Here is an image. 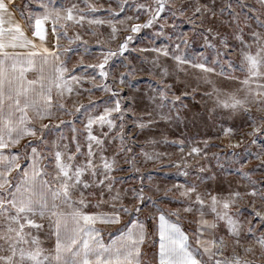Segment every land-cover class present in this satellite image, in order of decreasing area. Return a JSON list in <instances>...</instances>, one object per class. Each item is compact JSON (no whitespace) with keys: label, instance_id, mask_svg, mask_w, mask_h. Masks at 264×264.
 Instances as JSON below:
<instances>
[{"label":"snow or ice","instance_id":"obj_1","mask_svg":"<svg viewBox=\"0 0 264 264\" xmlns=\"http://www.w3.org/2000/svg\"><path fill=\"white\" fill-rule=\"evenodd\" d=\"M35 3L37 12L25 2L0 0V264H264V180H254L243 160L235 162L247 181L243 191L241 186L209 188L208 182L217 177L204 180L198 175L196 181L174 185L165 189L163 198L153 199L145 195L143 174L139 188H125L117 176L126 171L122 163L140 172L125 135L126 120L141 131L155 123L135 118L138 93L131 92L130 77L137 71L160 77L149 102L168 109L161 119L179 124L188 118L182 110L188 108L183 103L188 92L176 94L180 81H167L173 78L170 67L177 72L190 67L213 85L209 96L215 99L211 109H205L213 124L217 117L243 116L251 129L245 134L250 138L247 142L254 145L257 137H264V0H183L180 4L107 0V6L92 0ZM176 18L199 32L206 50L215 51L212 66L207 57L190 60L184 54L185 35L167 47L141 49L156 53L151 69L124 63L134 34L155 24L163 29ZM85 23L87 35L97 36L92 26L105 24L111 32L104 42L97 38L101 51L94 57L96 63L85 64L86 57L81 56L69 67L72 44L89 53L88 41L79 32L69 34L77 26L83 29ZM121 31L126 35L118 48L106 47L119 39ZM61 40H67L68 46H62ZM116 57L122 58L121 66L127 71L113 74L109 84L110 61ZM160 57L175 63L166 67ZM222 62L233 71L225 72ZM215 65H221L220 72ZM213 74L235 83L217 86L209 79ZM117 83L131 95L117 90ZM96 92L107 99H91ZM201 119L197 113L191 116L194 123ZM220 131L223 138L234 135L231 127ZM173 143H178L181 153L187 146V157L200 159L209 147L208 141L202 142L203 148ZM245 143L241 139L229 147L237 149ZM143 155L151 161L160 157ZM250 155L264 172V146ZM170 166L189 176L191 166L185 156ZM206 172L198 167V173ZM173 191L179 193L177 207H161ZM242 201L250 205L244 220L238 207ZM100 225L114 229L107 239Z\"/></svg>","mask_w":264,"mask_h":264},{"label":"rangeland","instance_id":"obj_2","mask_svg":"<svg viewBox=\"0 0 264 264\" xmlns=\"http://www.w3.org/2000/svg\"><path fill=\"white\" fill-rule=\"evenodd\" d=\"M22 2L28 3L33 12L39 11L36 6L35 0H16L17 4ZM57 4L67 3L68 0H56ZM75 2V0H72ZM92 2L99 5L107 6V0H92ZM177 4L183 2V0H175ZM170 13H166L165 17L168 18ZM101 18H105L103 15ZM147 17L141 19L143 23ZM163 23V21H161ZM173 24L175 27H173ZM89 28V25L85 23L84 28L81 29L77 26L74 30L70 29L69 34L73 35L74 32H79L83 36L84 40L88 41L89 53H84V48L77 44H72V51L68 53L71 63L69 67L80 61L81 56H85L84 63H96L94 57L100 54L101 49L97 47V38L104 42L107 40L111 28L105 24L103 26H92V30L97 33V36L87 35L85 30ZM162 31V35L157 33ZM130 34V33H127ZM124 33H119V39L111 44H106V47L116 50L119 43L123 40ZM181 35H185L188 39V45L185 47L182 45L184 54L190 60H197L203 57H207V63L212 66V61L215 59V51L213 49H205L204 42L199 32H193L192 25L187 23L183 18H176L170 20L167 26L161 29L160 24H155L152 28L142 29L140 33L134 34L133 40L129 43V58L125 60V64H130L132 67H138L143 64L145 68L151 69V61L156 59V53L147 51L141 52V49L162 48L173 44L177 38ZM62 46H68L67 40H61ZM237 64L235 55L231 57ZM120 57L113 58L110 61V76L108 83L113 84V74L118 76L120 72L127 71V68L121 66ZM160 60L164 65L173 66L174 61L160 57ZM223 63V70L225 72L233 71L229 68L226 62ZM217 73L221 71V65H215ZM170 71L173 73V78L168 80V83H175L177 80L180 83L177 88L174 89L176 94L180 91L188 92V95L184 97L183 103L188 105L187 109H182L188 113V118L184 122L176 124L170 123L166 119H161V114L167 112V108L158 109L149 102V93L152 89L156 88L160 77L158 75H150L147 71H137L135 75L130 77L131 80V92L138 93L137 105L135 110V118L142 119L145 123L149 119L155 121L150 129L141 131L135 127L132 120H126L125 135L128 140L129 146L133 148V153L136 157V167L140 169L137 173L134 170L129 169L127 164L122 163V167L126 169L124 172L117 173V176L123 180L125 188H139L141 174L144 175V189L145 195L151 196L153 199L163 198L165 195V189L173 188L174 185H182L185 183H192L196 181L198 175H202L204 180L208 179V176L214 175L217 177L215 182H208L209 188H223L227 190L229 187L236 189L240 187V191H243L242 187L247 183L237 169L240 168L239 163L236 161L243 160L245 162V171L254 180H264V172L256 168L259 163L254 156H251V152H257L262 146H264V137H257L256 143L253 145L248 143V139L245 134L251 129L246 123V119L243 116L237 115L234 119L217 117V122L213 124V121L209 119L205 109H211L215 97H210L213 85L205 83L203 73L199 70L187 68V71H179L174 67H170ZM238 74V73H237ZM217 86H221L222 83L234 84L235 82L225 81L223 77L219 75H209ZM117 90L122 91L125 96L131 95L127 87H122L118 83L114 85ZM155 95V93H152ZM142 98V99H141ZM88 97H85L83 102H87ZM93 100H106L107 96L101 92H96L91 96ZM170 106V105H169ZM155 109V110H154ZM151 113V115H149ZM193 113L199 114L202 119L197 120L195 123L191 120ZM65 120H71L73 117L64 116ZM83 119V117H81ZM55 123V121L53 122ZM80 126L79 120H77V127ZM221 127H231L234 130V135L231 139L223 138V134L220 131ZM67 132V130H65ZM241 139H245L246 143L241 148L232 149L230 144H235ZM184 141L185 145L204 147L203 141L209 142V147L206 149V157L204 159L187 157L188 147L184 149V153L180 152L178 143L173 142ZM247 147L249 152H245L244 148ZM144 152L149 154H160L158 160L151 161L146 160L143 155ZM234 152L236 153L234 155ZM187 158V163L191 166L189 176L184 177L178 174V169L174 166L176 163L181 162V156ZM218 157V159H217ZM199 160V164H197ZM203 166L207 172L198 173V167ZM151 177V180L148 177ZM159 188V191L156 189ZM179 198L178 192H169L168 199L165 200L161 207L175 208L177 207L175 200ZM240 209V218L244 220L248 217L250 211V205L247 201H242L238 205ZM105 238H108L107 233L114 230L113 228H102Z\"/></svg>","mask_w":264,"mask_h":264},{"label":"crops","instance_id":"obj_3","mask_svg":"<svg viewBox=\"0 0 264 264\" xmlns=\"http://www.w3.org/2000/svg\"><path fill=\"white\" fill-rule=\"evenodd\" d=\"M99 227H101V228H109L108 226H103V225H100ZM105 239H107V238H105Z\"/></svg>","mask_w":264,"mask_h":264}]
</instances>
